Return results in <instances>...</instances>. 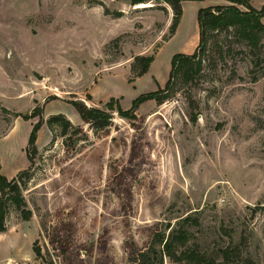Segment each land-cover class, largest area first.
Wrapping results in <instances>:
<instances>
[{"label": "rangeland", "instance_id": "rangeland-1", "mask_svg": "<svg viewBox=\"0 0 264 264\" xmlns=\"http://www.w3.org/2000/svg\"><path fill=\"white\" fill-rule=\"evenodd\" d=\"M217 4L227 2L185 1L165 40L173 11L164 2L0 0L1 172L30 170L23 195L32 210L24 220L10 207L0 264H188L153 244L157 231L169 240L182 226L191 235L178 253L264 264V39L256 61L245 44L215 34L196 79L179 80L163 103L142 102L135 121L106 106L115 97L129 109L164 87L174 54L198 45L199 9ZM141 54L155 58L130 82ZM73 100L112 113L111 125L96 133ZM35 110L62 113L84 132L62 135L44 121L31 162ZM131 248L147 256L134 261Z\"/></svg>", "mask_w": 264, "mask_h": 264}, {"label": "trees", "instance_id": "trees-1", "mask_svg": "<svg viewBox=\"0 0 264 264\" xmlns=\"http://www.w3.org/2000/svg\"><path fill=\"white\" fill-rule=\"evenodd\" d=\"M131 5L145 4L153 1L167 3L173 11V20L170 26L169 35L165 40H169L176 32L183 13V2L188 0H126ZM202 1V0H198ZM227 4H217L207 7H201L198 12L199 24V42L195 51L191 54L176 53L171 62V70L169 78L164 87H159L156 91L142 94L135 99L134 104L129 109H124L121 106L118 98L112 97L107 103V108L117 111L122 117L135 121L138 117L136 110L138 106L148 100L155 99L158 103H163L169 93L173 91L179 80L184 83L191 82L200 74L207 56L209 42L215 34L225 32L227 36H231L237 42L245 44L250 48V51L255 55L256 61L261 60L260 48L263 45L264 39V5L261 8H256L250 0H224ZM241 6H244L243 9ZM106 14H110L109 9H105ZM115 16H121L122 12H114ZM155 58V54L137 55L131 64V72L134 77L130 78L132 82L136 77L143 76L148 70ZM71 103L79 112L81 118L89 124L90 128L98 133L100 130L108 128L113 119V114L105 109L98 107H89L86 103L80 100H73ZM37 109V108H35ZM34 116H38V121L33 125L29 137L28 146L26 149L27 156L32 162L38 153L36 144L38 131L44 121L50 129L60 126L62 135H66L70 129L75 133L83 134L81 127L75 126L72 121L64 114L58 113L51 115L47 119L43 116V111L35 110ZM33 116V115H31ZM31 116H25L29 119ZM30 175L29 169L19 171L16 176L8 178L1 172L0 164V233L7 230V217L11 206H15L22 214L24 220H30L32 210L27 207V202L23 195L24 177ZM190 220L186 217L185 224ZM188 230L185 227H180L175 230L171 239L165 240V234L157 231L154 234L153 244H161L160 252L174 257L175 260H186L188 264H215L214 260L209 262L205 255L198 254L197 250L186 247L178 253V249L185 247L189 236ZM37 256H42L40 247H33ZM131 259L137 261L145 258L147 254L141 248H131ZM47 264H54L48 262Z\"/></svg>", "mask_w": 264, "mask_h": 264}, {"label": "crops", "instance_id": "crops-1", "mask_svg": "<svg viewBox=\"0 0 264 264\" xmlns=\"http://www.w3.org/2000/svg\"><path fill=\"white\" fill-rule=\"evenodd\" d=\"M184 2H185V1H184ZM184 2H183V3H184ZM16 174H17V173H16ZM16 174H15L14 176H16ZM14 176H12V177H14ZM12 177H9V178H12ZM11 230H12V227H8L6 231L1 232V233H0V239H1L2 237H4L5 235H7L8 233H10Z\"/></svg>", "mask_w": 264, "mask_h": 264}, {"label": "bare ground", "instance_id": "bare-ground-1", "mask_svg": "<svg viewBox=\"0 0 264 264\" xmlns=\"http://www.w3.org/2000/svg\"><path fill=\"white\" fill-rule=\"evenodd\" d=\"M143 4H140V5H138V6H142ZM145 5V4H144Z\"/></svg>", "mask_w": 264, "mask_h": 264}, {"label": "water", "instance_id": "water-1", "mask_svg": "<svg viewBox=\"0 0 264 264\" xmlns=\"http://www.w3.org/2000/svg\"><path fill=\"white\" fill-rule=\"evenodd\" d=\"M147 6H150V5H147Z\"/></svg>", "mask_w": 264, "mask_h": 264}]
</instances>
